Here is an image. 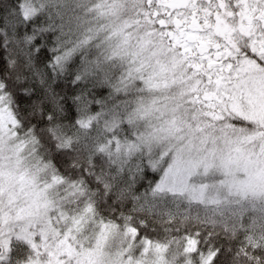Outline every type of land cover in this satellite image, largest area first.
<instances>
[{
	"label": "snow or ice",
	"instance_id": "obj_1",
	"mask_svg": "<svg viewBox=\"0 0 264 264\" xmlns=\"http://www.w3.org/2000/svg\"><path fill=\"white\" fill-rule=\"evenodd\" d=\"M0 264H264V0H0Z\"/></svg>",
	"mask_w": 264,
	"mask_h": 264
}]
</instances>
